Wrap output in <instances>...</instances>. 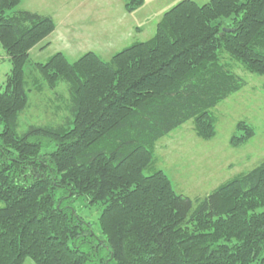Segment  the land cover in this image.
I'll return each mask as SVG.
<instances>
[{"label": "trees", "instance_id": "obj_1", "mask_svg": "<svg viewBox=\"0 0 264 264\" xmlns=\"http://www.w3.org/2000/svg\"><path fill=\"white\" fill-rule=\"evenodd\" d=\"M21 1L0 0L12 65L0 88V264H264V161L197 200L164 170L145 172L156 141L185 122L203 139L216 134L212 109L246 85L223 53L264 75V0H181L150 39L109 59L58 51L36 62L50 86L67 84L68 114L19 134L25 65L56 27ZM254 135L240 120L231 145ZM79 202L100 207L98 229Z\"/></svg>", "mask_w": 264, "mask_h": 264}, {"label": "rangeland", "instance_id": "obj_2", "mask_svg": "<svg viewBox=\"0 0 264 264\" xmlns=\"http://www.w3.org/2000/svg\"><path fill=\"white\" fill-rule=\"evenodd\" d=\"M162 1L159 0L160 3ZM179 1L166 0L165 7L170 9ZM195 1L203 4L209 0ZM125 2L70 0L64 4L63 0H23L20 3V9L54 15L52 17H55L58 29L55 32V27L30 51L25 65L29 101L19 116V134L32 124L58 125L68 114L70 94L67 84L58 81L50 86L48 79L37 69L36 62H45L58 51H62L71 61H76L88 51L103 53L104 59H109L114 53L113 49L119 51L154 35L157 23L152 25L150 9L142 7L145 2L132 13L125 9ZM58 14L63 17L60 18ZM147 16L151 20H146ZM222 61L241 75L246 85L212 109L216 118V134L210 139H203L196 132L194 120L185 122L156 141L153 165L145 171L149 174L158 169L164 170L176 192L193 200L203 199L222 184L249 172L264 161V75L248 71L243 63L228 53H223ZM11 66L0 44V88L4 87ZM240 120L252 125L255 135L246 143L234 147L231 137L236 133ZM258 201L263 203L264 198ZM3 205L0 201V207ZM75 206L79 214L94 222L95 229H98L100 207H84L80 202ZM24 264L35 263L27 259Z\"/></svg>", "mask_w": 264, "mask_h": 264}, {"label": "crops", "instance_id": "obj_3", "mask_svg": "<svg viewBox=\"0 0 264 264\" xmlns=\"http://www.w3.org/2000/svg\"><path fill=\"white\" fill-rule=\"evenodd\" d=\"M64 1V4L67 2V1H69L70 2V0H63ZM119 1V3L121 2V0H118ZM165 1L166 0H163L162 1V3H160L159 2V0H145V4L142 6V7H147V9H150V11H151V18H152V21L153 22H151L152 23V25L153 26H155V24L156 23H158L160 20H161V18L163 17V15H164V13L169 9L168 7H165ZM22 2H23V0L21 1V4H22ZM68 6H70V4L68 5ZM169 6V5H168ZM54 12V11H53ZM132 13V12H131ZM52 16H54V15H52ZM57 16H59L60 18L61 17H63L62 15H57ZM55 18V17H54ZM146 20H151V19H149L148 18V16H147V19ZM57 23V22H56ZM137 26V25H136ZM57 27H58V24H57ZM56 27V30H55V32L57 31V28ZM139 30H140V28L139 27H137ZM142 29H143V27H142ZM153 36V35H152ZM108 50V49H107ZM117 51V50H116ZM116 51H114V49H113V51L112 52H116ZM104 53H107V51L106 50H104ZM114 53H112V54H114ZM102 57H103V53H99ZM112 54L110 55V57L112 56ZM109 57V58H110ZM104 58V57H103Z\"/></svg>", "mask_w": 264, "mask_h": 264}, {"label": "water", "instance_id": "obj_4", "mask_svg": "<svg viewBox=\"0 0 264 264\" xmlns=\"http://www.w3.org/2000/svg\"><path fill=\"white\" fill-rule=\"evenodd\" d=\"M225 31L229 30L228 28H224Z\"/></svg>", "mask_w": 264, "mask_h": 264}]
</instances>
